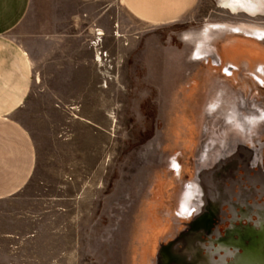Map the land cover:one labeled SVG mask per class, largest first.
Segmentation results:
<instances>
[{"label": "rangeland", "instance_id": "1", "mask_svg": "<svg viewBox=\"0 0 264 264\" xmlns=\"http://www.w3.org/2000/svg\"><path fill=\"white\" fill-rule=\"evenodd\" d=\"M262 12L196 0L154 23L122 0H33L11 36L46 41L11 117L34 163L0 198V264H264V58L219 43L264 46ZM208 28L211 57L190 40Z\"/></svg>", "mask_w": 264, "mask_h": 264}, {"label": "crops", "instance_id": "2", "mask_svg": "<svg viewBox=\"0 0 264 264\" xmlns=\"http://www.w3.org/2000/svg\"><path fill=\"white\" fill-rule=\"evenodd\" d=\"M137 17L154 23L178 19L191 10L196 0H122ZM33 0H0V198L20 189L28 180L34 163L33 144L27 129L11 117L28 101L33 73L38 71L40 58L35 54L36 46L46 39L31 36L29 31L21 37L11 36L29 17ZM25 30V29H24ZM234 37V38H233ZM229 42L220 41L222 47L231 48L238 60H247L249 68L264 53H253L249 45L255 40L233 36ZM218 59L233 60L219 50ZM219 52V53H218ZM220 55V57H219Z\"/></svg>", "mask_w": 264, "mask_h": 264}, {"label": "bare ground", "instance_id": "3", "mask_svg": "<svg viewBox=\"0 0 264 264\" xmlns=\"http://www.w3.org/2000/svg\"><path fill=\"white\" fill-rule=\"evenodd\" d=\"M220 2H221L222 7H226V8L231 9V11L233 13H238V12L243 11V12H246L248 14H255V13L259 12L260 10L261 11L263 10V12L260 14L264 15V0H220ZM259 8H260V10H258ZM209 30L210 29L208 28L203 33H201L200 36L198 35L199 38H196L197 36L190 38V40H193L195 42V45L197 47L196 53L199 54V53H202L203 51H205V52H203V56H206V57H209V56L211 57L213 55V53L211 52V50L209 48V43H210V41H212L214 38L217 37V36H213V35L210 36L211 32H209ZM102 32H98V34H103ZM245 33H247V32H245ZM260 35H262V34H260ZM195 39H197V40H195ZM200 47H202V49H204V50H199ZM249 47L252 49H255V50H257V49L261 50V48H260L261 46L259 47L258 44L255 45L254 43H252ZM220 52L222 53L223 51H220ZM227 53H228V51H227ZM100 55L101 54H99V52L96 53L97 60L102 61V58ZM216 59H218V58H216Z\"/></svg>", "mask_w": 264, "mask_h": 264}, {"label": "clouds", "instance_id": "4", "mask_svg": "<svg viewBox=\"0 0 264 264\" xmlns=\"http://www.w3.org/2000/svg\"><path fill=\"white\" fill-rule=\"evenodd\" d=\"M250 119H256L255 117H251Z\"/></svg>", "mask_w": 264, "mask_h": 264}, {"label": "snow or ice", "instance_id": "5", "mask_svg": "<svg viewBox=\"0 0 264 264\" xmlns=\"http://www.w3.org/2000/svg\"><path fill=\"white\" fill-rule=\"evenodd\" d=\"M175 167V165H173Z\"/></svg>", "mask_w": 264, "mask_h": 264}]
</instances>
